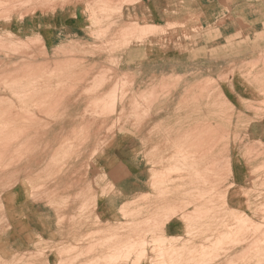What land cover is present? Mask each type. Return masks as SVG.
Listing matches in <instances>:
<instances>
[{
  "label": "crops",
  "instance_id": "obj_1",
  "mask_svg": "<svg viewBox=\"0 0 264 264\" xmlns=\"http://www.w3.org/2000/svg\"><path fill=\"white\" fill-rule=\"evenodd\" d=\"M0 1L2 2L0 34L9 33L16 40L28 44L33 56L32 60L45 59L48 61V66L67 62L78 63V71L64 72L68 75L86 74L88 77H100L107 72L105 76L109 77L108 88L102 92L103 94H110L109 91H115V88L116 90L123 88L122 91L120 90L122 93L117 90L116 93L110 94L116 101L123 99L122 106L127 108L154 106L159 112L160 109H166L167 113L157 117L112 116L105 120L106 124L142 123L144 126L142 131L127 127V132H95L94 137L90 139L108 141L106 148L101 151L103 153L100 158L95 159L98 163L92 164L89 170L85 168L79 179L62 181L63 186L70 188V191L62 193L63 201L67 200V202L61 211L54 206V203H47L48 205L44 206L37 199L32 198L30 206L26 208L29 213L24 214L21 210L18 223L15 226H7V228L14 226V230L10 231L14 234L9 242L6 236L4 240H0V247H4L0 249L3 255L21 253L26 248L29 249L28 247L30 249L39 247L38 242L42 239L47 241V247H63V260L67 258L65 253L67 249L71 250L76 246L75 255L71 257L75 260L74 264H104L105 261V264H110L107 263L109 258L114 259L119 256H122L123 260L116 264H135L128 257H131L135 251V243L132 241L136 235L150 237L152 233L157 234L156 230H161V234L166 239H187L190 237L188 233L193 231L196 233L192 236L193 243L197 246L203 244L206 237L209 242H214L215 218L213 213L209 214V209L211 205L213 206L209 203V197L214 193L211 187L215 185V168L214 163L211 162L215 160L213 129L216 105L221 108L229 106L233 109V118L230 120V125L233 126L229 128L230 137L224 154L228 165L219 173L224 177L220 187L226 194L224 201H227L223 204L227 213L224 214L223 219L229 218L231 211L234 210L235 214L243 212L254 221L257 220L256 222L260 220L261 217L254 212L255 206L264 203V0ZM5 10L7 14L4 16ZM148 26L158 27L162 31L137 41L136 35L141 34V29L145 32ZM108 40L116 44H122L124 40L123 43L126 45L115 47L111 51L103 49L97 53L98 46H107ZM231 45H237L238 51L247 49V52L243 53V51L239 56L231 58ZM114 62L116 65L113 64ZM92 67L94 71H84ZM122 95H125L124 98H121ZM138 96L146 98V100L139 98L143 100L140 102L143 106L139 105ZM81 100L82 97L78 99L80 108L85 107ZM70 106L77 105L63 104V107ZM61 123L67 121L63 120ZM186 133H190L196 143L195 156L197 158L201 156L204 162L198 163L197 167H195L197 163L191 164L192 166L189 164L192 168L188 163L186 164L185 172L189 173L190 179L179 180L177 177L180 175L170 173L169 179L165 180L168 182L165 187L176 189L175 195L169 197L165 195L159 204L165 201V206L162 207L168 209L172 204L178 207L183 203L193 202L197 206L200 205L202 214L205 212V215H202L203 220L198 221L195 218L192 223L188 222L187 217L192 216L197 210L193 205L170 216L168 221L169 213L155 209L151 202L145 203V206H151L150 208L136 212L141 196H147L153 201L158 195L151 186L152 181L154 182L153 172L161 171L164 166L166 168L163 172L185 170V165L184 168H179L176 164L174 166L169 158L176 155L174 147L177 141H181L182 137L185 138ZM205 140L208 142V147L204 146ZM153 146L155 148H152ZM192 156L189 155L185 159ZM159 157L164 160L155 163ZM82 163L80 161L79 167L83 166ZM168 163L171 165L169 169ZM195 175H201L202 181L194 179ZM174 177H176L175 181ZM205 178L207 185L204 184ZM170 181L172 182L169 183ZM88 184L92 187L90 193ZM193 187L201 188L202 196L205 193L201 200L197 196L194 201L193 195L190 192H188L190 195L187 194V191ZM50 191L56 192L58 188L53 185ZM89 194L94 197V205L88 211L81 213L79 211L83 205V196ZM185 194L186 196H183ZM12 198L9 199L11 202ZM163 212L166 213L165 217L161 216L164 215ZM24 215L25 219H23ZM158 221L161 225L157 223ZM193 228L198 230L194 232ZM219 232L221 231H218V235L223 234V236L231 234L226 229H222L223 233ZM109 237L114 238L113 241L111 238L109 240ZM125 240L128 241L126 247L123 245ZM100 242L104 244L103 247ZM116 243H119V247L115 245ZM194 248L198 252L201 250L200 247H164L167 251L162 249V253L165 254L160 256L155 247H145L144 257L139 263L194 264L199 261L195 264H264L261 258L262 247L251 248L246 247L245 244L227 247L223 254L218 253L219 257L216 259L215 251H212L213 247H207L211 255H207V260L205 257L204 260L203 258L198 260L199 255L196 250L195 254H191L192 257L190 253L195 252ZM188 250L190 251L187 252ZM248 256L251 257L250 260H247ZM179 258L183 259L182 262ZM49 260L50 264H59V257L55 252L50 253Z\"/></svg>",
  "mask_w": 264,
  "mask_h": 264
},
{
  "label": "rangeland",
  "instance_id": "obj_2",
  "mask_svg": "<svg viewBox=\"0 0 264 264\" xmlns=\"http://www.w3.org/2000/svg\"><path fill=\"white\" fill-rule=\"evenodd\" d=\"M1 7H2V2L0 1V8ZM5 12L7 11L6 10L4 11V16L7 14ZM145 30H146L145 32L142 29L140 31L141 34H143V32L145 34L136 35L137 41H142L144 40L145 36H148L150 34H153V35L158 34L159 32L162 31L158 29V27H155V26H148L145 28ZM123 45H126V44L125 43L116 44L112 42L111 40H108L107 46H103V47L98 46L99 50H96V52L98 53L103 49H106V50L110 49L111 51L114 47L117 46L118 48V47H122ZM237 47H238L237 45H231V52H230L231 58H234L235 56H239L240 53L243 52V51H238ZM32 57L33 56H32V53L30 51V47L28 44L18 39L16 40L15 37L10 35L9 33L0 34V98L2 97L3 101L4 100L8 101L7 103L8 107H9V104L14 101H18V103H20L22 106L20 108H13V110L10 107L9 109L7 108L8 114L6 115L5 120H2L0 118L1 119L0 131L2 130L1 131L2 134L0 133V136H1L0 143L2 144V145L0 144V152L2 153V155L0 153V159L3 161L2 162L3 164L0 161V166H2L0 167V226H2V230H0V240H4V237L6 236L7 242H9V240L11 239L10 237H12V235L14 234V233H11L10 231L14 230V226L16 225V223H18L17 219L20 217L21 210L24 212V214L29 213V210L26 208L30 206V201L32 198L37 199L41 203V205H44V206H46L47 203H51V204L54 203V206L59 211H61L64 208V204L67 202V200L63 201L62 193L64 191H70V188L63 186L64 184L62 183V181L66 180L67 182H70L74 179L75 180L79 179L81 172L82 171L84 172L85 168L89 170L92 166V163L93 164L94 162L96 163V160H95L96 157L100 158V155L102 153L101 151H103L102 149L106 148V144L108 141L103 140V139H90L94 137L95 132L97 133H100V132L105 133V132H113V131L117 132V131H120L122 128L123 129L120 132H127L126 127H131L135 131H142L143 126H144L142 123H133L130 125H127L125 123L106 124L104 122L105 120L111 118L112 116H126L129 114H130L129 116H133V117H138L139 115L146 116V114L147 116H149L150 114V116L152 117H157L160 114H167L165 112L166 109H162V110L160 109L161 112H159V110L157 108H154V106L142 107V108L140 106H135L133 108H127V107L122 106L123 102L121 100H118V101L113 100L110 97L111 95H107L106 97L102 96L103 95L102 92L108 88L107 83L109 81V77H106L105 75L101 76L103 79H105V81L103 80L104 81L103 82L101 77H95V76L88 77L86 74H83V75L64 74V72H67V71H72V72L78 71L79 69L78 63L72 64V63L67 62L61 65L48 66L47 60L45 59L32 60L31 59ZM113 64L116 65V62H114ZM29 68L31 69L29 70ZM94 70L95 69L92 67V69H86L84 71L88 72V71H94ZM26 77L27 79H25L24 81V78ZM40 79H43V80H40ZM96 79L97 81H99V83L96 81ZM91 80H93L94 83L96 84L98 83V84L97 85L93 84V81ZM26 81L34 82V86L30 82L26 83L25 84L26 86H25L24 82ZM19 82H20V85H19ZM5 83L9 84V86L11 83L12 87H9ZM100 83L101 84L103 83V85H101ZM30 84L33 87V89L35 88L36 91L34 90L31 91L32 87L30 86ZM92 84L94 86H92ZM98 85L101 87H97ZM87 86H91L92 88L91 87L88 88ZM27 87L28 89L30 88L29 91ZM82 88L84 89L87 88V90L89 89L90 92H86L83 94L81 103H84L85 107L80 108L78 106L80 103L78 100L71 101L70 99H73V98L74 100L75 98L77 99L78 94L80 93ZM21 89L24 91L22 92ZM92 89L95 92L94 91L92 92L91 91ZM48 91H51V93L49 94H52L54 101L56 99L55 103L52 99L51 100L53 102L47 101ZM19 95L21 98L19 97ZM23 95L24 96L26 95V96L23 98ZM45 95L47 96L45 97ZM97 95L101 97V99L99 98V100H101L102 102L98 100V104H95V106L97 105L95 107L94 103H92L91 105L89 102L92 96H97ZM215 97L217 98V96ZM139 98L140 96L138 97V99ZM142 98L144 97L142 96ZM103 99L105 103L103 102ZM0 101L2 100L0 99ZM114 102L117 104H115ZM139 102H143V100L139 99ZM65 103L66 104L72 103V105L75 104L77 106L63 107V104ZM101 103H104V104H101ZM135 103L136 105L138 104L137 101ZM119 104H120V107H117V105ZM93 107L96 109V111ZM27 109H28V112H27ZM144 109L146 113L144 112L145 114L143 113L144 114L143 115L141 112L144 111ZM196 110L201 111V109H196ZM90 112L93 113V115ZM97 113H99V115ZM214 115H215V123H214L215 127L213 129L214 130V145L213 146H215L214 147L215 160L212 161L211 163H214V168H215V185H214L215 191L209 197L210 205L213 204V206L211 205V209H209V214H212V213L215 214L214 217H215L216 236H215L214 245L216 246L214 245L213 246L217 247V245L219 244L218 247H221V246L222 247L223 246L224 247H238L240 245L245 244L246 247L247 246L252 247L253 245H254L253 247H262L263 249L262 258L264 259V203L255 206L254 214L261 217L260 220L256 222L252 219L248 221L246 225H244L245 229L244 228L243 229L245 230L244 232V235L246 234L245 236L243 235L241 237H237V236L232 235L230 239L228 236L223 237L221 235L220 237V235H218V230L222 232V229H226L232 232V229L234 228V226L236 227L238 224L239 225L238 227H240L241 223L240 222L237 223L240 220L238 218H237L238 221L235 220L233 213L229 216V218L226 219V221L223 220V218H220V217H224V214H227L224 209V205H223L225 194L224 192L221 191V187H220V185L223 184L224 177L223 175L219 173H220V170L224 171L228 165L226 156L224 154L226 152L227 143L230 137L229 128L230 126L231 127L233 126V124L230 125V120H232L233 118V109L232 107L230 108L229 106L225 108H221V106L216 105L215 110H214ZM13 119L15 121H13ZM63 120H66L67 123H61V121ZM79 121H81V123ZM89 121L92 123H89ZM8 123L10 125V128L8 126ZM6 124H7L8 129L4 127L6 126ZM17 126L18 128H16ZM3 130L5 132H3ZM204 131L206 132V130ZM7 132L9 133L10 136L8 135ZM5 138H8V141L5 140ZM4 141L5 142L7 141V142L5 143ZM199 142L201 145V141ZM71 143H72V146L70 145ZM207 144L208 142L205 140L204 146L208 147ZM68 146L71 150L67 149ZM209 147H210V143H209ZM199 151L202 153L201 150ZM194 156L195 154H193V157ZM179 158L176 157L177 160L173 159L172 163L176 164V161L177 162L180 161V164L186 165L187 164L186 161L188 163L190 162L186 160L185 157H183V159L181 157L180 160H178ZM184 159H185V162L181 163V161L183 162ZM160 160L162 161L164 160V158L162 157L157 158L155 160V163H159ZM80 161L83 162L82 167H79ZM195 161L196 163L204 162L201 156H199L198 158L195 156L194 160H191L192 164L193 163L196 164ZM172 174H178L180 176L182 175L183 178L179 176L178 177L179 180L190 179L188 177L189 173L185 171L184 172L183 171H179V172L173 171ZM153 175H156V174L154 173ZM186 175L187 177H185ZM154 177L155 176H153L155 183L153 182L152 185L154 186L152 187V189L157 191L158 195L154 197L153 201H150L147 196L140 197L138 202L140 203L141 206L139 205L138 208H136L135 210L136 212H139L140 210H145L146 208L145 203H148V202L149 203L151 202V204H153L155 209L159 210L160 209L159 202L162 196L164 197L166 195L167 197H169L171 195L172 196L175 195L176 189H170L168 187L166 188L165 185L167 184V182H163L162 183L163 185L160 184L161 182L160 183L158 182L157 184V180ZM194 179L201 182L203 178L200 175V177L196 176L194 177ZM53 185H55L58 188V191L49 192V190L53 188ZM164 189H165V192H164ZM194 189L195 191L200 190L197 187H193V188H190L188 191L190 192V190L193 191ZM88 191L89 193L92 191V187L90 184H88ZM160 192L161 193L163 192V194H161ZM18 193H20L21 196L18 197ZM11 198H12V202L11 200H9ZM76 199H77V196H76ZM201 199L202 198H199V200ZM55 202H59V203H55ZM93 205H94V197L92 196V194H89L88 196L84 195L83 205L80 207L79 212L84 213L85 211H88L89 209H91ZM185 205L186 207L193 205L197 209L195 213L193 212L192 216H190L187 219L188 222L192 223V221H194L195 218L198 221L202 220L201 219L202 211H200L201 210L200 205L197 206L196 204H193L190 202L186 203ZM173 206H175V204H172L169 207L172 208ZM66 207H68V204L66 205ZM197 207L198 208L200 207V208L198 209ZM15 213L18 214L19 216L17 217ZM241 215L245 216L244 213L243 214L241 213ZM216 218H218V220ZM23 219H25V215ZM146 223H148V221ZM257 224H259V226ZM10 225H14V226L7 228V226H10ZM229 225L231 226L232 229L230 228ZM195 226L196 224L194 225V227ZM195 231H197V229ZM156 232L157 234L152 233L150 237L149 236H138V235L135 236L136 237L135 247L138 246L136 248L138 249L139 256L141 257V259L140 257L138 258L136 257V261H135L136 264H138L139 261L143 259L144 254H145L144 252L145 247H155L156 252L161 255L163 254L162 253L163 247H186V246L187 247H197V245L193 243L194 242V237H192L194 234L193 231L188 233L190 234V237H188L187 239H182V238L166 239L161 234V230H156ZM233 237L234 239H236L235 241H232L234 240L232 239ZM141 238H143V240H140ZM38 243H39L38 244L39 247H32L33 249H30V247H28L29 249L26 248V250L22 251L21 253L20 252L13 253L12 255L11 253H9L7 256L3 255V253L0 250L1 252L0 253V257H1L0 264H50L49 256H50V253H53V252L57 253L59 257V264H74L75 263V260L73 258L71 259V257L75 255V251H73L75 249L73 248H72L73 250L67 249V251L65 252L67 255V258L66 260H63V250H62L63 247H47V241L42 240V239ZM139 248H140V251H139ZM0 249H4V247H0ZM224 250H220V253L223 254ZM9 255L11 256L8 257ZM247 258H248L247 260L251 259L250 256H248ZM253 258H255V256H253ZM108 260L109 262H114L116 258L114 259L109 258Z\"/></svg>",
  "mask_w": 264,
  "mask_h": 264
},
{
  "label": "bare ground",
  "instance_id": "obj_3",
  "mask_svg": "<svg viewBox=\"0 0 264 264\" xmlns=\"http://www.w3.org/2000/svg\"><path fill=\"white\" fill-rule=\"evenodd\" d=\"M95 1H96V0H95ZM131 1H132V0H131ZM135 1H136V0H135ZM135 1H134V2H135ZM53 2H54V1H53ZM101 2H102V1H101ZM51 3H52V2H51ZM108 3H109V1H108ZM108 3H106V4H108ZM130 3H131V2H130ZM109 5H110V4H109ZM98 18H100V17H98ZM101 18H102V17H101ZM95 19H96V18H95ZM108 20H109V19H108ZM115 20H116V19H115ZM115 20H114V21H115ZM97 21H99V20L97 19ZM97 21H96V22H97ZM100 21H101V20H100ZM98 24H99V23H98ZM100 24H101V22H100ZM95 25H97V24H95ZM104 27H105V26H104ZM109 27H110V26H109ZM105 28H106V27H105ZM99 29H100V28H99ZM99 29H98V30H99ZM103 30H104V29H103ZM109 30H110V29H109ZM261 39H262V38H261ZM131 40H132V39H131ZM123 42H124V40H123ZM123 42H122V43H123ZM144 42H145V41H144ZM142 43H143V42H142ZM145 43H147V42H145ZM231 43H232V42H231ZM261 43H262V42H261ZM148 44H149V42H148ZM150 44H151V43H150ZM248 44H249V43H248ZM219 45H220V44H219ZM146 46H147V45H146ZM202 46H203V45H202ZM202 46H201V47H202ZM116 47H117V46H116ZM226 47H227V46H226ZM110 48H111V47H110ZM114 48H115V47H114ZM114 48H113V49H114ZM198 48H199V47H198ZM250 48H251V47H250ZM263 48H264V47H263ZM192 49H193V48H192ZM150 50H151V49H150ZM205 50H206V49H205ZM242 50H243V49H242ZM246 50H247V49H246ZM246 50H243V51L245 52ZM253 50H254V49H253ZM248 51H249V50H248ZM246 52H247V51H246ZM141 53H142V52H141ZM143 53H144V52H143ZM151 53H152V52H151ZM194 53H196V52H194ZM194 53H193V54H194ZM198 53H199V52H198ZM239 53H240V52H239ZM129 54H130V53H129ZM145 54H146V53H145ZM230 54H231V53H230ZM232 54H233V53H232ZM240 54H241V53H240ZM197 55H198V54H197ZM209 55H210V54H209ZM238 55H239V54H238ZM132 56H133V55H132ZM135 56H136V55H135ZM138 56H139V55H138ZM138 56H137V57H138ZM141 56H144V55H141ZM199 56H200V55H199ZM204 56H205V55H204ZM228 56H229V55H228ZM230 56H231V55H230ZM111 57H112V56H111ZM144 57H145V56H144ZM129 58H131V57H129ZM207 58H208V57H207ZM210 58H211V57H210ZM212 58H213V57H212ZM216 58H217V57H216ZM222 59H223V58H222ZM127 60H128V58H127ZM37 64H38V63H37ZM40 64H41V62H40ZM9 65H10V64H9ZM33 65H34V64H33ZM33 68H34V67H33ZM27 69H28V68H27ZM30 69H31V68H29V70H30ZM39 69H40V67H39ZM205 69H206V68H205ZM29 70H28V71H29ZM31 71H32V70H31ZM192 71H193V70H192ZM13 72H14V71H13ZM67 72H69V71H67ZM86 72H87V71H86ZM29 73H31V72H29ZM29 73H28V74H29ZM34 73H35V72H34ZM104 73H105V71H104ZM28 74H27V75H28ZM101 74H102V73H101ZM106 74H107V72H106ZM106 74H104V75H106ZM31 75H32V74H31ZM96 75H97V74H96ZM104 75H102V76H104ZM123 75H124V74H123ZM39 76H40V75H39ZM177 76H178V75H177ZM180 76H181V75H180ZM30 77H31V76H30ZM100 77H101V76H100ZM110 77H111V76H110ZM178 77H179V76H178ZM239 77H240V76H239ZM35 78H36V77H35ZM38 78H39V77H38ZM44 78H45V77H44ZM46 78H47V77H46ZM50 78H51V77H50ZM101 78H102V77H101ZM101 78H100V79H101ZM25 79H27V77L24 78V81H25ZM106 79H107V78H106ZM176 79H177V78H176ZM16 80H17V79H16ZM16 80H15V81H16ZM28 80H29V79H28ZM33 80H34V78H33ZM40 80H43V79H40ZM94 80H95V78H94ZM103 80L105 81V79L102 78V81H103ZM6 81H7V80H6ZM6 81H5V82H6ZM10 81H11V80H10ZM13 81H14V79H13ZM17 81H18V80H17ZM17 81H16V82H17ZM20 81H21V80H20ZM82 81H83V80H82ZM91 81H93V80H91ZM96 81H97V79H96ZM100 81H101V80H100ZM102 81H101V82H102ZM104 81H103V82H104ZM200 81H201V80H200ZM28 82H30V81H28ZM28 82H27V81L24 82V85H25L26 83H28ZM97 82L99 83V81H97ZM130 82H131V81H130ZM11 83H12V82H11ZM11 83H10V86H9V84H7V83H5V84H7L9 87H12V86H11ZM14 83H15V82H14ZM30 83H32L33 86H34V82H30ZM46 83H47V82H46ZM98 83H97V84H98ZM132 83H133V82H132ZM174 83H175V82H174ZM21 84H22V83H21ZM93 84H96V83H94V81H93ZM93 84H92V86H94ZM97 84H96V85H97ZM100 84H101V83H100ZM100 84H99V85H100ZM172 84H173V83H172ZM19 85H20V82H19ZM22 85H23V84H22ZM99 85H98L97 87H101V86H99ZM101 85H103V83H102ZM170 85H171V84H170ZM25 86H26V85H25ZM30 86H31V84H30ZM46 86H48V85H46ZM165 86H166V85H165ZM13 87H14V85H13ZM21 87H23V86H21ZM31 87H32V86H31ZM87 87L89 88V87H91V86H87ZM156 87H157V86H156ZM161 87H163V86H161ZM19 88H20V87H19ZM24 88H25V87H24ZM47 88H48V87H47ZM91 88H92V87H91ZM95 88H96V87H95ZM95 88H94V89H95ZM165 88H167V86H166ZM228 88H229V87H228ZM10 89H11V88H10ZM27 89H28V87H27ZM111 89H112V87H111ZM115 89H116V88H115ZM122 89H123V88H122ZM122 89H119V91H120V90L122 91ZM13 90H15V89H13ZM21 90H22V89H21ZM25 90H26V89H25ZM29 90H30V88L28 89V91H29ZM33 90L36 91L35 88L33 89V87H32V90H31V91H33ZM81 90H82V91L78 94L77 99L75 98V100H74V98H73L74 101H77L80 97L83 96L84 93H86V92H90V90H89V89L87 90V88H85V89L82 88ZM117 90H118V89H117ZM117 90H115V91H117ZM152 90H154V89H152ZM162 90H163V89H162ZM18 91H19V89H18ZM23 91H24V90H22V92H23ZM91 91L93 92L94 90L92 89ZM115 91H112V90H111V92L109 91V93L111 94V93L113 92V94H114V93H116ZM121 91H120V92H121ZM144 91H145V90H144ZM202 91H203V89H202ZM94 92H95V91H94ZM120 92H119V93H120ZM13 93H15V92H13ZM18 93H19V92H18ZM49 93H51V91H48V94H47L48 96L45 95V97L47 96V101H49V102H50V101L53 102L54 99H53V97H52V94H49ZM121 93H122V92H121ZM142 93H143V92H142ZM144 93H145V92H144ZM151 93H152V92H150V94H151ZM167 93H169V92H167ZM22 94H23V93H22ZM24 94H25V93H24ZM29 94H30V93H29ZM107 94H108V93H107ZM107 94H103L102 96L106 97ZM110 94H108V95H110ZM146 94H148V93H146ZM150 94H149V95H150ZM30 95H31V94H30ZM33 95H34V94H33ZM126 95H127V93H126ZM139 95H140V94H139ZM154 95H156V94H154ZM157 95H158V94H157ZM163 95H164V94H163ZM197 95H198V94H197ZM1 96H2V95H1ZM21 96H22V95H21ZM25 96H26V95H25ZM25 96L23 95V98H24ZM34 96H35V95H34ZM64 96H65V95H64ZM117 96H118V94H117ZM117 96H116V98H117ZM120 96H121V95H120ZM120 96H119V97H120ZM122 96H123V95H122ZM124 96H125V95H124ZM124 96L121 97V98H124ZM152 96H153V94H152ZM192 96H193V95H192ZM209 96H210V95H209ZM19 97H20V95H19ZM29 97H30V96H29ZM32 97H33V96H32ZM32 97H31V98H32ZM110 97L112 98V96H110ZM113 97H115V95H114ZM138 97H139V96H138ZM149 97H150V96H149ZM8 98H9V97H8ZM8 98H7V99H8ZM20 98H21V97H20ZM27 98H28V97H27ZM33 98H34V97H33ZM99 98L101 99V97H100L99 95H97V96H92V97L90 98V102H89V103H90L91 105H92V103H94V106H95V104H98V100H99ZM141 98H142V97H141ZM141 98H140V99H141ZM144 98H145V97H144ZM151 98H153V97H151ZM0 99L2 100V101H0V118H1L2 120H5L6 115L8 114V112H7V108L9 109V107H10V108H12V110H13V108H20V107H22L21 104L18 103V101H14V102H12V103L9 102L10 104H9V107H8V106H7L8 101H7V100H4V101H3V98H2V97H1ZM16 99H17V98H16ZM43 99H44V98H43ZM51 99H52L53 101H52ZM104 99H105V98H104ZM104 99H103V102H104ZM108 99H110V98H108ZM194 99H195V98H194ZM8 100H9V99H8ZM12 100H13V99H12ZM28 100H29V99H28ZM31 100H32V99H31ZM57 100H58V99H57ZM59 100H60V98H59ZM59 100H58V101H59ZM113 100H116V99L114 98ZM113 100H112V101H113ZM120 100H121V99H120ZM122 100H123V99H122ZM122 100H121V101H122ZM145 100H146V98H145ZM145 100H144V101H145ZM154 100H156V99L154 98ZM26 101H27V100H26ZM29 101H30V100H29ZM55 101H56V99H55ZM55 101H54V103H55ZM99 101H101V100H99ZM106 101H107V100H106ZM112 101H111V102H112ZM152 101H153V99H152ZM31 102H32V101H31ZM101 102H102V101H101ZM109 102H110V101H109ZM104 103H105V102H104ZM104 103H101V104H104ZM114 103H115V102H114ZM114 103H113V104H114ZM118 103H119V102H118ZM133 103H134V102H133ZM212 103H213V102H212ZM33 104H34V103H33ZM36 104H37V103H36ZM50 104H52V103H50ZM99 104H100V102H99ZM106 104H107V103H106ZM109 104H111V103H109ZM113 104H112V105H113ZM115 104H117V103H115ZM146 104H147V103H146ZM48 105H49V104H48ZM48 105H47V106H48ZM53 105H54V104H53ZM133 105H135V104H133ZM139 105L143 106L142 104H140V102H139ZM96 106H97V105H96ZM96 106H95V107H96ZM100 106H101V105H100ZM105 106H106V105H105ZM110 106H111V105H110ZM114 106H115V105H114ZM119 106H120V104H119ZM131 106H132V105H131ZM145 106H147V105H145ZM145 106H144V107H145ZM101 107H102V106H101ZM106 107H107V106H106ZM106 107H105V108H106ZM115 107H116V106H115ZM115 107H114V108H115ZM132 107H133V106H132ZM181 107H182V106H181ZM88 108H89V107H88ZM93 108H94V107H93ZM112 108H113V106H112ZM141 108H142V107H141ZM242 108H243V107H242ZM94 109H95V108H94ZM94 109H92V110H94ZM98 109H99V108H98ZM98 109H97V110H98ZM101 109H102V108H101ZM103 109H104V107H103ZM107 109H109V108H107ZM122 109H123V108H122ZM139 109H140V108H139ZM139 109H138V110H139ZM22 110H23V109H22ZM63 110H64V109H63ZM112 110H113V109H112ZM131 110H132V109H131ZM9 111H10V110H9ZM17 111H18V110H17ZM17 111H16V112H17ZM25 111H26V109H25ZM25 111H24V112H25ZM95 111H96V109H95ZM100 111H101V110H100ZM100 111H99V112H100ZM146 111H147V110H146ZM13 112H14V111H13ZM16 112H15V114H16ZM27 112H28V109H27ZM91 112H92V111H91ZM91 112H90V113H91ZM101 112H102V111H101ZM144 112H145V109H144V111H142L141 113L143 114ZM147 112H148V111H147ZM135 113H136V112H135ZM138 113H139V112H138ZM145 113H146V112H145ZM145 113H144V114H145ZM60 114H61V112H60ZM91 114L93 115V113H91ZM95 114H96V113H95ZM97 114L99 115V113H97ZM139 114H140V113H139ZM144 114H143V115H144ZM10 115H11V113H10ZM17 115H18V114H17ZM92 115H91V116H92ZM129 115H130V114H129ZM149 115H150V114H149ZM250 115H251V114H250ZM15 116H16V115H15ZM62 116H63V115H62ZM139 116H140V115H139ZM146 116H147V114H146ZM235 116H236V115H235ZM18 117H19V116H18ZM22 117H23V116H22ZM57 118H58V117H57ZM1 119H0V121H1ZM11 119H12V117H11ZM22 120H23V119H22ZM22 120H21V121H22ZM13 121H15V120L13 119ZM25 121H26V120H25ZM8 122H9V121H8ZM158 122H159V121H158ZM156 123H157V122H156ZM16 124H17V123H16ZM21 124H22V123H21ZM3 125H4V124H3ZM1 126H2V125H1ZM8 126H9V128H10L9 123H8ZM14 126H15V125H14ZM4 127L7 128V124H6V126H4ZM19 127H20V126H19ZM1 128H2V127H1ZM16 128H18V126H17ZM126 128H127V127H126ZM2 129H3V128H2ZM7 129H8V128H7ZM22 129H23V128H22ZM122 129H123V128H122ZM122 129H121V130H122ZM151 129H152V128H151ZM179 129H180V128H179ZM121 130H120V131H121ZM1 131H2V130H1ZM1 131H0V133H1ZM5 131H6V129H5ZM5 131L3 130V132H5ZM7 131H8V130H7ZM11 132H12V131H11ZM15 132H16V131H15ZM162 132H163V131H162ZM7 133H8V132H7ZM262 133H263V130H262ZM1 134H2V133H1ZM124 134H127V133H124ZM134 134H135V133H134ZM8 135H9V133H8ZM4 136H5V135H4ZM9 136H10V135H9ZM167 136H168V135H167ZM184 136H185V138L182 137L183 139H182L181 141H179V142L177 141V144H176L175 147H174V149L176 150V151H175V152H176V155H173L172 157L169 158V160H170L171 162H172L173 159H176V157H178V158H179V157H180V158L182 157V159H183V157L186 158V157H188L189 155H193L194 153H196V151L194 150V148H195V146H196V143H195V141L191 138L192 135H191L190 133H186ZM263 136H264V135H263ZM7 137H8V136H7ZM132 137H133V136H132ZM0 138H1V136H0ZM8 138H9V137H8ZM8 138H5V140L8 141ZM3 139H4V137H3ZM167 139H168V138H167ZM9 140H10V139H9ZM172 140H173V139H172ZM7 141H6V142H7ZM66 141H67V140H66ZM66 141H65V142H66ZM83 141H84V139H83ZM83 141H82V142H83ZM168 141H169V140H168ZM173 141H174V140H173ZM0 142H1V140H0ZM4 142H5V141H4ZM6 142H5V143H6ZM63 143H64V142H63ZM73 143H74V142H73ZM234 143H235V142H234ZM0 144H1V143H0ZM7 144H8V143H7ZM64 144H65V143H64ZM132 144H133V143H132ZM135 144H136V142H135ZM1 145H2V144H1ZM62 145H63V144H62ZM70 145L72 146V143H71ZM80 145H81V144H80ZM138 145H139V144H138ZM8 146H9V145H8ZM71 146H70V147H71ZM139 146H140V145H139ZM156 146H158V144H157ZM63 147H64V146H63ZM214 147H215V146H213V148H214ZM4 148H5V147H4ZM4 148H3V149H4ZM73 148H74V147H73ZM152 148H155V146H153ZM6 149H7V148H6ZM67 149H70L69 146H68ZM67 149H66V150H67ZM70 150H71V149H70ZM94 150H95V149H94ZM141 150H142V149H141ZM151 150H153V149H151ZM24 151H25V150H24ZM72 151H73V150H72ZM97 151H98V150H97ZM2 152H3V151H2ZM22 152H23V151H22ZM93 152H94V151H93ZM155 152H156V151H155ZM0 153H1V152H0ZM6 153H7V152H6ZM69 153H70V152H69ZM95 153H96V151H95ZM102 153H103V152H102ZM4 154H5V153H4ZM185 154H187L188 156H187V155L185 156ZM1 155H2V153H1ZM156 155H157V154H156ZM95 156H96V155H95ZM153 156H155V155L153 154ZM4 157H5V156H4ZM137 158H138V157H137ZM180 158H179L178 160H180ZM189 158H190V157H189ZM189 158H187V159H189ZM194 158H195V156H194V157L192 156V158L189 159L190 162L188 163V162L186 161V163H188V165H189V164L191 165V164H192L191 160H194ZM187 159H186V160H187ZM4 160H5V159H4ZM176 160H177V159H176ZM176 160H175V161H176ZM0 161H1V163L3 162L1 159H0ZM99 161H100V160H99ZM184 162H185V159H184L183 162L181 161V163H184ZM215 162H216V161H215ZM227 162H228V161H227ZM94 163H95V162H94ZM96 163H98V162H96ZM177 163L180 164V161H179V162L176 161V166H178L179 168L184 166V165L179 166ZM195 163H196V161H195ZM2 164H3V163H2ZM92 164H93V163H92ZM170 164H171V163H170ZM193 164H194V163H193ZM199 164H200V163H199ZM168 165H169V163H168ZM190 165H189V166H190ZM194 165H196V164H194ZM194 165H193V166H194ZM170 166H171V165L168 166V169L170 168ZM174 166H175V164H174ZM186 166H187V165L184 166V167H185V170L183 169V171H186ZM191 166H192V165H191ZM191 166H190V168H192ZM197 166H198V163H197V165H196L195 167H197ZM209 166H210V165H209ZM212 166H213V165H212ZM260 166H261V164H260ZM260 166H259V167H260ZM262 166H263V165H262ZM0 167H2V166H0ZM5 167H6V166H5ZM98 167H99V165H98ZM184 167H183V168H184ZM195 167H193V169H194ZM3 168H4V166H3ZM165 168H166V167L164 166L163 169H165ZM176 168H177V167H176ZM176 168H175V169H176ZM188 168H189V167H188ZM163 169H162V170L160 169L161 171H155L154 173H155L156 175H153L154 173H152V175L155 176L154 178H156V180H157V184H158V182H159V183L161 182L160 184H162L163 182H165L166 178H168V174L170 175V173H171V174L173 173V172H170L168 169H166V170H168L167 172H165V170H164V172H163ZM206 169H207V168H206ZM59 170H60V169H59ZM178 170H179V169H178ZM178 170L176 169L174 172H176V171H178ZM194 170H196V169H194ZM202 170H203V169H202ZM99 171H100V169H99ZM179 171H180V170H179ZM179 171H178V172H179ZM181 171H182V170H181ZM187 171H188V170H187ZM196 171H198V170H196ZM247 171H248V170H247ZM249 171H250V170H249ZM92 172H93V171H92ZM189 172H190V170H189ZM212 172H213V171H212ZM98 173H99V172H98ZM190 173H191V172H190ZM198 173H199V172H198ZM198 173H197V174H198ZM104 174H105V173H104ZM104 174H103V175H104ZM194 174H195V173H194ZM203 174H204V173H203ZM205 174H207V173H205ZM201 175H202V174H201ZM92 176L94 177V175H92ZM188 176H189V175H188ZM196 176H199V177H200V175H195V177H196ZM206 176H207V175H206ZM251 176H252V175H251ZM251 176H250V177H251ZM105 177H106V174H105ZM170 177H171V176H170ZM180 177L183 178L182 175H181ZM185 177H187V175H186ZM204 177H205V176H204ZM190 178H191V177H190ZM246 178H247V176H246ZM168 179H169V178H168ZM175 179H176V177H174V181H175ZM177 179H179V178L177 177ZM184 179H185V178H184ZM199 179H200V178H199ZM152 180H154V179H152ZM144 181H145V180H144ZM171 182H172V181H170L169 183H171ZM193 182H194V181H193ZM89 183H90V182H89ZM152 183H153V181H152ZM154 183H155V181H154ZM167 183H168V182H167ZM173 183H175V182H173ZM149 184H150V183H149ZM204 184L207 185L206 180H205ZM162 185H163V184H162ZM179 185H180V184H179ZM179 185H178V186H179ZM151 186L153 187L154 185H151ZM157 186H158V185H157ZM171 186H172V185H171ZM182 186H183V185H182ZM182 186H180V188H181ZM184 186H185V185H184ZM228 186H230V185H228ZM231 186H232V185H231ZM231 186H230V187H231ZM155 187H156V186H155ZM169 187H170V186H169ZM150 188H151V187H150ZM197 188H198V187H197ZM11 189H12V188H11ZM177 189H178V188H177ZM198 189H200V190H196V191H195V189H194L193 191L190 190V194L193 195V197H194V201L196 200V197H197V196H198V198H203V196H204V194H205V193H204L203 196H202V194H201V188H198ZM211 190H212V191H215V188H214V187H211ZM161 191H162V190H161ZM202 191H203V190H202ZM3 192H4V191H3ZM164 192H165V189H164ZM185 192H186V191H185ZM188 192H189V191H187V194H189ZM160 193H161V192H160ZM160 193H159V195H160ZM183 193H184V192H183ZM226 193H227V192H226ZM149 194H150V193H149ZM157 194H158V193H157ZM161 194H163V192H162ZM165 194H166V193H165ZM190 194H189V195H190ZM145 195H146V193H145ZM167 195H168V194H167ZM225 195H226V194H225ZM227 195H228V194H227ZM183 196H186V194L183 195ZM141 197H146V196H141ZM163 198H164V197L162 196L161 199H163ZM144 199H145V198H144ZM168 200H169V199H168ZM181 200H182V199H181ZM186 200H188V199H186ZM207 200H208V199H207ZM182 201H183V200H182ZM131 202H134V201H131ZM224 202H227V201H224ZM126 203H127V202H126ZM134 203H135V202H134ZM187 203H189V202H187ZM190 203H193V202H190ZM185 204H186V203H183L182 205H179L178 207H177V206H176V207L173 206L172 208H171V207H168L170 210H169V209H164V208L162 207V206H165V201L161 202L159 205H160V210L162 209V211H165V212L169 213V214H168L169 216L167 217V221H168V218H169L170 216L176 214L177 212H182V211H184V210L187 208ZM226 204H227V203H226ZM47 205H48V204H47ZM227 205H228V204H227ZM3 206H4V205H3ZM140 206H141V205H140ZM167 206H168V205H167ZM137 208H138V207H137ZM142 208H143V206H142ZM147 208H150V207H146L145 209H147ZM158 208H159V207H158ZM197 208H198V207H197ZM199 208H200V207H199ZM199 208H198V209H199ZM139 209H140V208H139ZM163 209H164V210H163ZM226 209H227V208H226ZM152 210H153V209H152ZM152 210H151V211H152ZM228 210H229V208H228ZM231 210H232V209H231ZM140 211H141V210H140ZM151 211H150V212H151ZM195 211H196V210H195ZM200 211H202V210H200ZM204 211H205V210H204ZM206 211H207V210H206ZM225 211H226V210H225ZM237 211H238V210H237ZM262 211H263V210H262ZM155 212H156V211H155ZM192 212H193V211H192ZM229 212H230V211H229ZM235 212H236V211H235ZM235 212H234V210H233V212L231 211V213H234V214H233V215H234V219L237 220V218H238V219L240 220V221L237 220V221H238L237 223L240 222V223H241V226L238 227L239 225L237 224V226H236V227L234 226V228L232 229L231 226L229 225L230 228L232 229L231 234H230V233H229L230 235L228 234V235H229V236H228L229 238H230L232 235H233V236H237V237H241V236H243V235H244V232H245V230H244V229H245V226H244V225H246V223H247L248 221L252 220L251 218H249L250 216H246L247 213L245 214V216H246V217H245V216L241 215V213H239V214L236 213V214H235ZM152 213H153V211H152ZM156 213H157V212H156ZM156 213H155V214H156ZM160 213L162 214V212H160ZM194 213H195V212H194ZM204 213H205V212H204ZM204 213H203L202 215H205ZM219 213H220V212H219ZM45 214H46V213H45ZM163 214H164V212H163ZM165 214H166V213H165ZM165 214H164V215H161V216H164V217H165V216H166ZM181 214H182V213H181ZM188 214H189V213H187V215H188ZM199 214H200V213H199ZM242 214H243V212H242ZM157 215H158V214H157ZM187 215H186V216H187ZM190 215H191V214H190ZM214 215H215V214H214ZM252 215H253V214H252ZM183 216H184V213H183ZM193 216H194V215H193ZM196 216H197V215H196ZM196 216H195V217H196ZM212 216H213V215H212ZM225 216H226V215H225ZM262 216H263V215H262ZM205 217H206V216H205ZM208 217H209V216H208ZM235 217H236V218H235ZM162 218H163V217H162ZM162 218H161V219H162ZM188 218H189V217H187V219H188ZM199 218H200V216H199ZM213 218H215V217H213ZM220 218H223V217H220ZM158 219H160V218H158ZM161 219H160V220H161ZM201 219H202V218H201ZM201 219H200V220H201ZM216 219L218 220V218H216ZM191 220H192V219H191ZM202 220H203V219H202ZM223 220H224V219H223ZM194 221H195V220H194ZM225 221H226V220H225ZM256 221H257V220H256ZM161 222H162V221H161ZM192 222H193V221H192ZM157 223L160 224V221H158ZM162 224H163V223H162ZM205 224H206V223H205ZM208 224H209V223H208ZM262 224H263V222H262ZM154 225H155V224H154ZM160 225H161V224H160ZM189 225H190V224H189ZM202 225H203V224H202ZM211 225H212V224H211ZM257 225L259 226V224H257ZM136 226H137V225H136ZM224 226H225V225H224ZM224 226H223V227H224ZM261 226H262V225H261ZM195 227H196V226H195ZM237 227H238V228H237ZM136 228H137V227H136ZM139 228H140V227H139ZM139 228H138V229H139ZM243 228H244V229H243ZM193 229H194V228H193ZM207 229H208V228H207ZM195 230H196V229H195ZM195 230H194V232H195ZM197 230H198V229H197ZM246 230H247V229H246ZM141 231H142V230H141ZM208 231H210V230L208 229ZM215 231H216V230H215ZM218 231H219V230H218ZM134 232H135V230H134ZM139 232H140V231H139ZM198 232H199V231H198ZM223 232H224V231H223ZM223 232H222V233H223ZM104 233H105V231H104ZM141 233H142V232H141ZM141 233H139V234H141ZM202 233H203V232H202ZM204 233H207V232L204 231ZM219 233H221V232H219ZM225 233H226V232H225ZM225 233H224V235H225ZM194 234H196V233H194ZM245 235H246V234H245ZM245 235H244V236H245ZM194 236H195V235H194ZM215 236H216V235H215ZM222 236H223V234H222ZM113 237H115V236L113 235ZM116 237H117V236H116ZM209 237H210V236H209ZM209 237H208V238H209ZM211 237H213V236H211ZM220 237H221V235H220ZM223 237H224V236H223ZM223 237H222V238H223ZM102 238H103V237H102ZM110 238H111V237H109V240L112 239V241H113L114 238H111V239H110ZM135 238H136V237H135ZM135 238H134V240L132 241V243H133V242L135 243ZM206 238H207V237H206ZM206 238H205L203 244H200L199 246H197V247H200V246L203 247V248L200 247L201 250H200L199 252L196 250V248L193 249L194 251L196 250V251H197V254L199 255V256H198V257H199L198 260H201V258H203V260H204V257H205V260H207V255H210V252H208V249H209V248H207V246H208V247H211V246L213 247V250H212V251H215V255H214V258H215V259H216L217 257H219V256H217V255H218V253L220 252V250H224V249L227 248V247H224V246H223V247H222V246H221V247H218L219 244L217 245V247H214V246H216V245H214V244H215V241H214V242H213V241H212V242H209L208 239H206ZM225 238H226V237H225ZM225 238H224V239H225ZM256 238H257V237H256ZM106 239L108 240L107 237H106ZM116 239H117V238H116ZM220 239H221V238H220ZM220 239H219V240H220ZM230 239H231V238H230ZM232 239H234V237H233ZM104 240H105V239H104ZM140 240H143V238H141ZM221 240H222V239H221ZM221 240H220V241H221ZM235 240H236V239H234V240H232V241H235ZM239 240H240V239H239ZM258 240H259V239H258ZM72 241H73V240H72ZM100 241H101V240H100ZM254 241H255V240H254ZM98 242H99V241H98ZM102 242H103V241H102ZM105 242H106V241H105ZM105 242H104V243H105ZM130 242H131V241H130ZM130 242H129V243H130ZM136 242H137V241H136ZM138 242H139V241H138ZM208 242H209V243H208ZM218 242H219V241H218ZM222 242H223V241H222ZM123 243H124V241H123ZM127 243H128V242L125 240V244H123L124 247L128 246ZM200 243H201V242H200ZM212 243H213V244H212ZM249 243H250V242H249ZM251 243H252V241H251ZM88 244H90V242H89ZM91 244H92V243H91ZM100 244H101V242H100ZM102 244H103V243H102ZM102 244H101V245H102ZM106 244H107V243H106ZM109 244H110V242H109ZM139 244H140V243H139ZM230 244H231V243H230ZM234 244H235V243H234ZM92 245H93V244H92ZM97 245H98V244H97ZM115 245H118V247H119V243H118V244L116 243ZM120 245H121V244H120ZM130 245H131V244H130ZM134 245H135V244H134ZM213 245H214V246H213ZM251 245H252V244H251ZM71 246H72V245H71ZM77 246H78V245H77ZM94 246H95V245H94ZM103 246H104V244H103L101 247H103ZM121 246H122V245H121ZM253 246H254V245H253ZM253 246H252V247H253ZM88 247H89V246L87 245V248H88ZM115 247H116V246H115ZM124 247H123V248H124ZM136 247H138V246H136ZM186 247H187V246H186ZM247 247H248V246H247ZM252 247H251V248H252ZM73 248L76 249V246L73 247ZM85 248H86V247H85ZM90 248H91V246H90ZM99 248H100V247H99ZM99 248H98V250H99ZM111 248H113V247H111ZM116 248H117V247H116ZM127 248H128V247H127ZM160 248H161V247H160ZM160 248H159V249H160ZM165 248H166V247H165ZM172 248H173V247H172ZM69 249H70V248H69ZM94 249H95V248H94ZM94 249H93V251H94ZM188 249H189V248H188ZM190 249H191V248H190ZM210 249H211V248H210ZM249 249H250V248H249ZM253 249H254V248H253ZM62 250H63V249H62ZM72 250H73V249H72ZM76 250H77V249H76ZM91 250H92V248H91ZM119 250H120V249H119ZM163 250H165L164 247H163ZM163 250H162V251H163ZM171 250H172V249H171ZM229 250H230V249H229ZM229 250H226V251H229ZM247 250H248V249H247ZM251 250H252V249H251ZM73 251H75V250H73ZM81 251H82V250H81ZM88 251H89V250H88ZM107 251H109V250H107ZM107 251H106V252H107ZM121 251H122V249H121ZM123 251H124V250H123ZM165 251H167V249H166ZM168 251H169V250H168ZM177 251H178V250H177ZM189 251H190V250H188L187 252H189ZM196 251H195L194 253L191 251L190 255H191V254H195ZM212 251H211V252H212ZM224 251H225V250H224ZM260 251H261V250H260ZM31 252H32V251H31ZM85 252H86V251H85ZM159 252H161V251H159ZM171 252H172V251H171ZM175 252H176V250H175ZM0 253H1V252H0ZM6 253H7V252H6ZM87 253H89V252H87ZM107 253H108V252H107ZM124 253H125V252H124ZM127 253H130V252H127ZM163 253H164V252H163ZM167 253H168V252H167ZM176 253H177V252H176ZM176 253H175V254H176ZM208 253H209V254H208ZM212 253H213V252H212ZM246 253H247V252H246ZM257 253H258V251H257ZM112 254H113V252H112ZM140 254H141V253H140ZM143 254H144V253H143ZM158 254H159V253H158ZM164 254H165V253H164ZM164 254H163V256H164ZM172 254H174V253H172ZM181 254L183 255L182 252H181ZM188 254H189V253H188ZM197 254H196V255H197ZM213 254H214V253H213ZM114 255H115V254H114ZM179 255H180V254H179ZM179 255H177V256H179ZM190 255H188V256H190ZM241 255H242V254H241ZM244 255H245V254H244ZM6 256H7V255H6ZM13 256H14V255H13ZM128 256H129V255H128ZM128 256H127V257H128ZM145 256H146V255H145ZM160 256H161V254H160ZM175 256H176V255H175ZM191 256H192V255H191ZM194 256H195V255H194ZM210 256H211V255H210ZM220 256H221V255H220ZM262 256H263V255H262ZM3 257H4V256H3ZM69 257H70V256H69ZM127 257H126V258H127ZM136 257H137V258L140 257L137 248H135V251H133V255H132L131 257L129 256L128 259H132V260L135 262V261H136ZM166 257H167V256H166ZM168 257H169V256H168ZM171 257H172V256H171ZM180 257H181V256H180ZM186 257H187V255H186ZM192 257H193V256H192ZM196 257H197V256H196ZM238 257H239V256H238ZM257 257H258V256H257ZM103 258H104V257H103ZM122 258H123L122 256H119L118 258H116V260H115L114 262H109V260H107V263H110V264H111V263H112V264H116L117 262H120L121 260H123ZM124 258H125V257H124ZM183 258H184V257H183ZM187 258H188V257H187ZM189 258H190V257H189ZM189 258H188V260L191 261V259H189ZM208 258H209V256H208ZM214 258L211 257V259H214ZM236 258H237V256H236ZM261 258H262V257H261ZM0 259H1V257H0ZM140 259H141V257H140ZM193 259H194V258H193ZM193 259H192V261H193ZM196 259H197V258H196ZM196 259H195L194 261H196ZM247 259H248V258H247ZM257 259H258V258H257ZM262 259H263V258H262ZM105 260H106V256H105ZM125 260H126V259H125ZM179 260H181V259L179 258ZM182 260H183V259H182ZM182 260H181V262H182ZM184 260H185V259H184ZM232 260H233V259H232ZM243 260H244V259H243ZM243 260H242V261H243ZM263 260H264V259H263ZM2 261H3V260H2ZM133 261H132V263H133ZM177 261H178V260H177ZM177 261H176V262H177ZM212 261H213V260H212ZM229 261H230V260H229ZM105 262H106V261H105ZM105 262H104V264H105ZM137 262H138V260H137ZM139 262H140V261H139ZM198 262H199V261H196V262H194V264H195V263H198ZM123 263H124V262H123ZM128 263H129V262H128ZM173 263H175V262H173ZM177 263H178V262H177ZM124 264H125V263H124ZM126 264H127V263H126ZM135 264H136V263H135ZM139 264H140V263H139ZM171 264H172V263H171ZM191 264H192V263H191Z\"/></svg>",
  "mask_w": 264,
  "mask_h": 264
}]
</instances>
